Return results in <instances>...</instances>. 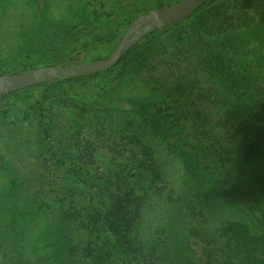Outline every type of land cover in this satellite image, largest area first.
Wrapping results in <instances>:
<instances>
[{
    "label": "rangeland",
    "instance_id": "obj_1",
    "mask_svg": "<svg viewBox=\"0 0 264 264\" xmlns=\"http://www.w3.org/2000/svg\"><path fill=\"white\" fill-rule=\"evenodd\" d=\"M29 1L38 4L35 0H6L1 11L7 12V18L21 22H0L1 46L8 42L9 32L34 21L71 26L74 34L58 39L45 33L42 41L47 47L37 45L33 53H19L2 62L6 75H15V70L27 65L49 66L81 41L116 33V40L109 45L95 44L77 50L61 65L106 59L119 46L132 24L128 22L137 18L132 5L146 14L160 9L161 4L172 6L181 0H43V9L30 7ZM194 23L201 36L205 29L204 37L209 43L223 45L222 49L227 47L235 60L231 65L238 78L244 76L255 82L246 90L263 100L264 0H212L188 22ZM85 24L91 27L86 29ZM175 29H164L158 38L175 41ZM121 90L127 99L136 102L147 101L149 96L146 82L135 76L125 77ZM18 97L8 100L7 105L0 103V264H91L99 240L81 225L85 214L80 210L96 204L88 186L97 180L102 183L112 175L111 161L114 169L120 166L122 154L140 158L142 146L150 149L157 178L152 182V177L145 176L140 185H133L138 187L136 192L141 200L132 233L140 260L161 264L163 252L184 259V233L189 228L201 233L203 229L214 232L227 223L240 221L257 233L264 232V161L259 162L257 155L252 156L247 173L237 174L233 182L224 185L218 181L199 187L186 171L182 158L160 138L142 131L133 115L119 110L101 111L77 122L62 108L53 110L59 116L55 119L47 113L46 127L49 123L54 140L49 153L41 150L32 129L26 137L19 134L16 139L10 138L23 125L38 124L35 116L25 113L34 105L35 93L30 99L22 94ZM51 102L52 98L46 108ZM116 125L129 135L131 144L125 146L128 152L123 151L124 134L114 132ZM55 155L60 161L71 158L75 163L57 168L53 162ZM72 168L81 170L85 181L79 184L82 193L77 197L79 207L73 215L63 210L66 195L62 192L63 178ZM144 255L147 257H141Z\"/></svg>",
    "mask_w": 264,
    "mask_h": 264
},
{
    "label": "trees",
    "instance_id": "obj_2",
    "mask_svg": "<svg viewBox=\"0 0 264 264\" xmlns=\"http://www.w3.org/2000/svg\"><path fill=\"white\" fill-rule=\"evenodd\" d=\"M35 1L38 4L28 2L30 7L43 9V0ZM210 1L191 17L167 27L176 28L178 36L175 41H161L158 36L163 30L152 31L106 73L65 77L0 96V103L7 105L8 100H17L19 94L29 99L34 93L36 95L34 105L25 113L29 117L35 116L37 127L27 123L28 127L23 125L10 138L16 139L19 134L26 137L32 129L42 145L41 150L50 153L54 140L50 124L47 123L46 127L47 113L55 119L58 113L53 110L62 108L75 121L83 122L101 111L119 110L133 115L142 131H149L177 153L199 187L218 181L226 185L233 182L237 174H246L254 154L259 162L264 161V99L256 98L255 94L246 90L251 89L255 82L244 76L238 78L231 65L235 60L230 57L226 46L222 49L223 45L217 47L209 43L204 37L205 29L201 36L195 23L188 24ZM4 4L6 0H0V22H21L7 18V12L1 11ZM167 6L161 4L159 8ZM133 7L136 17L141 15V8ZM84 27L91 26L85 24ZM45 33L64 39L73 37L74 31L71 26L60 23L34 21L30 26L22 25L21 29L9 32L6 35L8 42L0 45V75H6L2 62L6 63L7 58L19 53H33L37 45L47 47L42 41ZM1 35L0 38L3 37ZM116 37V33H112L81 41L70 48L64 58L49 66H64L62 62L75 51L91 48L95 44L109 45ZM237 66L238 63H235L234 67ZM35 68L34 65H27L13 74ZM128 75L146 82L149 89L147 101L136 102L125 97L121 83ZM256 92L259 93L258 89ZM50 98L53 102L46 108ZM115 128L117 135L124 134L119 125ZM121 141L125 143L123 151L128 152L125 146L131 144L129 135L124 134ZM141 149L143 155L140 158L124 157L122 154L120 166L115 169L111 161L110 171L113 174L106 176L102 183L97 180L88 186L96 204L92 208L80 209L85 214L81 225L99 240L91 264H148L139 259L132 240L141 203L136 192L138 187L133 185H140L145 176L152 177V182L157 178L150 149L147 146ZM53 162L59 167L75 163L71 158L60 161L58 157ZM83 177L81 170L72 168L63 178L62 192L66 195L63 210L71 215L79 207L76 202L79 193H82L79 184L85 183ZM187 233H184L183 241L185 258L175 259L163 252L161 264H264V232L257 233L246 223L230 222L214 232L203 229V233L189 228ZM90 255L87 254L88 257Z\"/></svg>",
    "mask_w": 264,
    "mask_h": 264
},
{
    "label": "water",
    "instance_id": "obj_3",
    "mask_svg": "<svg viewBox=\"0 0 264 264\" xmlns=\"http://www.w3.org/2000/svg\"><path fill=\"white\" fill-rule=\"evenodd\" d=\"M207 1L181 0L175 5L139 15L128 28L117 49L106 59L85 61L67 66H44L17 75H0V96L65 77L106 73L113 69L145 35L155 30H164L186 20Z\"/></svg>",
    "mask_w": 264,
    "mask_h": 264
}]
</instances>
